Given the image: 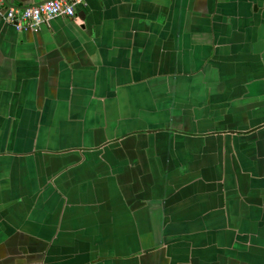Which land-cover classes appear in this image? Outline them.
Wrapping results in <instances>:
<instances>
[{"label":"crops","instance_id":"obj_1","mask_svg":"<svg viewBox=\"0 0 264 264\" xmlns=\"http://www.w3.org/2000/svg\"><path fill=\"white\" fill-rule=\"evenodd\" d=\"M0 264H264V0L0 15Z\"/></svg>","mask_w":264,"mask_h":264},{"label":"built area","instance_id":"obj_2","mask_svg":"<svg viewBox=\"0 0 264 264\" xmlns=\"http://www.w3.org/2000/svg\"><path fill=\"white\" fill-rule=\"evenodd\" d=\"M84 0H49L30 7L20 8L6 5L5 0H0V15L2 19L13 24L17 30L37 31L42 23H47L56 16L75 15V6Z\"/></svg>","mask_w":264,"mask_h":264},{"label":"water","instance_id":"obj_3","mask_svg":"<svg viewBox=\"0 0 264 264\" xmlns=\"http://www.w3.org/2000/svg\"><path fill=\"white\" fill-rule=\"evenodd\" d=\"M46 1H49V0H46ZM45 2V1H44ZM28 7H30V6H28ZM21 8H25V7H21ZM39 30V29H38ZM37 30V31H38ZM29 31H32V32H36V31H33V30H29Z\"/></svg>","mask_w":264,"mask_h":264}]
</instances>
